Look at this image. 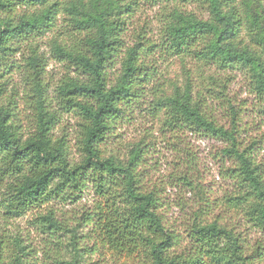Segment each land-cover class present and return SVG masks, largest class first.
<instances>
[{
    "label": "clouds",
    "instance_id": "9594fccd",
    "mask_svg": "<svg viewBox=\"0 0 264 264\" xmlns=\"http://www.w3.org/2000/svg\"><path fill=\"white\" fill-rule=\"evenodd\" d=\"M0 264H264V0H0Z\"/></svg>",
    "mask_w": 264,
    "mask_h": 264
}]
</instances>
